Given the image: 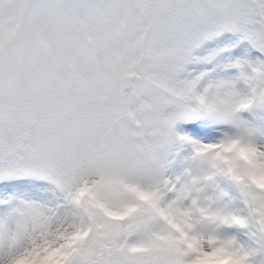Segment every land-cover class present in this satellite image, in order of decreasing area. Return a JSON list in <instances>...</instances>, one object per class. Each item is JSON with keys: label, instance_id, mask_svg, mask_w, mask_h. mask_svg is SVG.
Wrapping results in <instances>:
<instances>
[{"label": "snow or ice", "instance_id": "1", "mask_svg": "<svg viewBox=\"0 0 264 264\" xmlns=\"http://www.w3.org/2000/svg\"><path fill=\"white\" fill-rule=\"evenodd\" d=\"M0 264H264V0H0Z\"/></svg>", "mask_w": 264, "mask_h": 264}]
</instances>
